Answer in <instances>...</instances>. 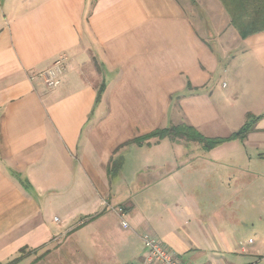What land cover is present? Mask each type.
<instances>
[{
  "label": "crops",
  "instance_id": "1",
  "mask_svg": "<svg viewBox=\"0 0 264 264\" xmlns=\"http://www.w3.org/2000/svg\"><path fill=\"white\" fill-rule=\"evenodd\" d=\"M59 58L58 86L31 79ZM247 113L248 137L211 150L137 141L227 136ZM262 148L264 31L242 38L221 0H0V263L137 264L150 234L183 264H264L244 179Z\"/></svg>",
  "mask_w": 264,
  "mask_h": 264
},
{
  "label": "trees",
  "instance_id": "2",
  "mask_svg": "<svg viewBox=\"0 0 264 264\" xmlns=\"http://www.w3.org/2000/svg\"><path fill=\"white\" fill-rule=\"evenodd\" d=\"M221 2L230 15L231 24L239 31L242 38L264 31V0H221ZM104 89L105 84L103 83L98 90L97 102L101 99ZM261 118L262 115L247 113L245 123L238 130L227 136L208 137L194 126L181 123L169 128L156 129L138 138L137 141L142 142L153 137H181L200 142L205 150H211L226 142L244 141ZM84 225V223L80 224L76 230ZM7 264H12V262Z\"/></svg>",
  "mask_w": 264,
  "mask_h": 264
},
{
  "label": "built area",
  "instance_id": "3",
  "mask_svg": "<svg viewBox=\"0 0 264 264\" xmlns=\"http://www.w3.org/2000/svg\"><path fill=\"white\" fill-rule=\"evenodd\" d=\"M64 73L65 62L63 58H59L49 68L37 74H32L31 79H35L36 77L42 78L45 85L52 88L61 83ZM122 224L126 228L129 226L126 221H123ZM142 239L145 254L137 264H183L171 248L153 235L144 234Z\"/></svg>",
  "mask_w": 264,
  "mask_h": 264
},
{
  "label": "rangeland",
  "instance_id": "4",
  "mask_svg": "<svg viewBox=\"0 0 264 264\" xmlns=\"http://www.w3.org/2000/svg\"><path fill=\"white\" fill-rule=\"evenodd\" d=\"M202 18L197 19V23L201 22ZM225 92L229 91V87L224 89ZM248 152L251 153L253 155V158H245L244 159V165H245V181L246 180H252V185H256L259 187V194H257L258 196V203L264 207V154L262 155H258L259 152L264 153V148H262L261 150H256V149H248ZM254 170V172L252 171ZM246 183V182H245ZM259 215H262V211L259 213ZM260 217V216H259ZM260 220V219H259ZM120 221V219H119ZM80 225V224H79ZM76 229H74L73 231H75ZM89 233V230H84L82 234H86ZM115 233L117 235H123L124 233L118 229V227H116ZM120 244H122L120 241H116L115 245L118 247ZM114 245L115 249L116 246ZM65 251V250H64ZM63 255V254H62ZM64 255L66 256V261L67 264H72V260L74 261L76 253L75 252H66L64 253ZM81 255V254H79ZM60 256V255H59ZM91 255L89 254V257Z\"/></svg>",
  "mask_w": 264,
  "mask_h": 264
}]
</instances>
